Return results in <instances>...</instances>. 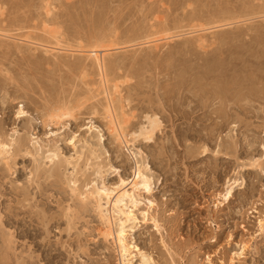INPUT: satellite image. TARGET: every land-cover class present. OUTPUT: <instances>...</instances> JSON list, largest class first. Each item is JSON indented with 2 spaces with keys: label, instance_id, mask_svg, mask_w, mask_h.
Masks as SVG:
<instances>
[{
  "label": "rangeland",
  "instance_id": "374dc122",
  "mask_svg": "<svg viewBox=\"0 0 264 264\" xmlns=\"http://www.w3.org/2000/svg\"><path fill=\"white\" fill-rule=\"evenodd\" d=\"M263 11L264 0H0V34L9 36H0V141L14 142L0 159L4 264H120L94 200L82 210L72 182L77 193L112 188L137 166L150 191L136 195L127 241L150 264H264ZM194 12L201 24H232L181 37L199 23L188 21ZM54 36L64 50L20 41L55 47ZM93 42L122 48L106 61L108 90L129 122L125 146L107 130L98 72L80 53ZM229 77L239 79L233 100L219 94ZM62 105L79 109L50 124ZM150 118L159 128L145 139ZM49 148L61 165L45 158ZM126 264H141L135 250Z\"/></svg>",
  "mask_w": 264,
  "mask_h": 264
},
{
  "label": "bare ground",
  "instance_id": "6f19581e",
  "mask_svg": "<svg viewBox=\"0 0 264 264\" xmlns=\"http://www.w3.org/2000/svg\"><path fill=\"white\" fill-rule=\"evenodd\" d=\"M186 2H189V0L188 1L186 0ZM192 4H194V3H192ZM256 10H257L256 8H254V9L250 8L248 10H246V8H245V10L244 9L242 10V13H244L245 15H254V14H257V13L259 14V11H256ZM195 13H197V12H194L193 14H191L189 16L188 21H190V23L193 22V21H196V23L197 22H199V23L191 25L190 26L191 31H188L189 33H187V34H181V37L184 36V35H188V34H196V33H202V32H206V31H210V30H214V29H220V28H223V27H226V26H229V25L232 24L231 21L228 22L229 19H219L217 21H213L212 20L210 22L209 21L205 22V24H201L200 23L201 20L199 18L200 15L198 14V16H197ZM221 14H223V13H221ZM262 17H264V15ZM242 22H243V20H242ZM178 29H180V28L178 27ZM0 36L1 37H9V36L5 35V33L4 34H0ZM177 37H179L178 34H177ZM53 38H55L54 41L56 42L55 47H49L50 44L48 46H46V44L45 45L44 44H38V42L36 43V42H33V41H29V40H20V41H23V42H26V43H30L31 45L42 47V49L45 51L46 54L50 53V52H53V51H59L60 52L61 50H64V49L58 47V46H60V43L58 42V38L55 37V36ZM53 38H51V39H53ZM173 38H174V36H170V35H168V37L166 36V37L157 38V39H151L150 38L151 40L147 39L148 41L144 42V45H147V44L151 45L152 44L154 46V45H156L157 43H159L161 41L172 40ZM195 39L197 40V42L200 43L203 38L196 37ZM204 39L206 40V37ZM112 42H110L107 45L104 44V42H99V43L98 42L97 43L93 42L94 44H92L90 47H88L89 49H85V50H82V51H80L81 50L80 49L79 51L82 54H86L87 59H91L92 60V66L98 72V76H99V80H100V84L99 85H100L101 89L103 90L102 93L104 94V97H105L104 98V106H103V116L106 119L107 130L109 131L110 135L113 137V139H114V141L116 143H119L120 145L123 144L125 146L126 143L128 142L127 139H126V137H127L126 128H127V125H128L129 122L125 118L126 116H124V112L122 110L123 107H121L120 105H116V100L114 98L115 96H113L112 93H111L113 91L110 90L111 91L110 92L108 90L109 89L108 88L109 72L113 71L114 62H110L109 60L106 61V58H107V56H108V54L110 52L115 51L117 49H120V47L119 48L114 47V44ZM51 46H53V44ZM222 59H221V61H222ZM224 61H222V62H224ZM229 72H231V71H229ZM254 78H257V77H254ZM234 79H235V77L234 78H230L229 77V78L225 79V84L223 85V91H222V93L219 92L220 96L221 97L223 96L224 99L233 100V98L235 96H237V95L239 96V94L234 95V93H235L234 86H237V87L239 86L238 85L239 79L238 80H234ZM114 87H116V85ZM89 91L92 92V90H89ZM76 107H78V109H79L78 105ZM76 107H70L69 105H62V107H59V106L54 107L53 106L52 111L49 113V115L47 114V121L50 124H58V123H60L61 121L65 120V119L74 118V110H76L75 109ZM147 124H148V126H146V128H142L140 130V135L144 136L145 139L151 138V136L154 134V132L159 128V122H158L157 119L150 118L148 120ZM20 142H22V141H20ZM71 143H72V141H71ZM12 145H14L13 141H11L9 144L0 141V159L3 160V159H5V157L8 154H10V149H11L10 147ZM71 145L73 146L74 143H72ZM24 146H25L24 143H20L18 149L20 150ZM38 148H40V146H38ZM38 148H37V146H35L36 150ZM48 150H50V148ZM48 150H46V151H48ZM59 156L60 155L58 154L57 150L55 149L54 151L50 150L49 152H47V155H46L45 158L50 163H53V164L60 163V165H61V161H59ZM79 156H78L77 159H75L76 163L74 164V167L78 166L77 165V161L80 158ZM3 161H7V160H3ZM66 162L69 165L72 164L70 161H69L70 163L68 161H66ZM97 169H98L97 172H99L100 171V167L97 168ZM145 169H146V167L143 170V166L142 167L141 166H137L136 170L134 172V176H133L132 180L127 181V182L124 181V180H121L119 185H117L116 187H112V188H109V187H107L104 184H102L101 187L95 186V184H94V186H92L89 190H86L83 193H77L78 189L76 188V185H75L76 181L72 182L73 188H71V192L73 194H75L76 195L75 197H77L80 200L81 205H80V203H79V205H80L82 210L86 209L85 202L87 200L88 201L89 200H94L93 204H95V208H96V210H97V212L99 214L100 221H102V223L104 225V230L102 231V234H100V235H102V237H103V239L105 241H108V240L112 241V243L114 244V247L119 252L120 261H121L120 264H126V262H129L131 260L132 252L134 250L136 251V253L139 254V256L141 258V264H150L149 258L145 254L141 253L140 250H138L136 246L128 243V241H127V232H128L127 228H129V224L130 223L135 224V221L137 220L136 215L134 214V211H135V209H137L138 204H139V202L136 199V195H138V193L141 192V191H143V192H149L150 191V183H151L150 181H151V179L144 172ZM68 187H69V185H68ZM231 192H232V188H230L229 191L227 192V194H226L227 198L230 197ZM103 202H104V204H103ZM86 203L88 204L89 202H86ZM103 205H106L107 209L106 208L104 209ZM141 215H142L143 220H144L145 217H146V212H142ZM114 226H116L115 229H114ZM258 228H259V231H261L262 233L264 232V217H263V219H261L259 221ZM11 237H12V235L10 237H7L9 239L5 240L6 242L3 241L6 244V246H7V247H5L6 249H4L5 250L4 253L8 252L10 249H12L11 246H12L13 242L11 240ZM2 239H3V236H2ZM8 253H7V255H8ZM2 255L4 256V254H2ZM5 255H6V253H5ZM4 263H5V259L4 258L0 259V264H4Z\"/></svg>",
  "mask_w": 264,
  "mask_h": 264
}]
</instances>
